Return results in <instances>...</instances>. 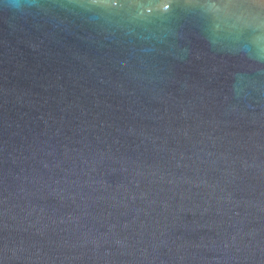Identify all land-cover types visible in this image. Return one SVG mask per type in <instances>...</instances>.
Listing matches in <instances>:
<instances>
[{"label": "water", "instance_id": "water-1", "mask_svg": "<svg viewBox=\"0 0 264 264\" xmlns=\"http://www.w3.org/2000/svg\"><path fill=\"white\" fill-rule=\"evenodd\" d=\"M0 264H264V0H0Z\"/></svg>", "mask_w": 264, "mask_h": 264}]
</instances>
